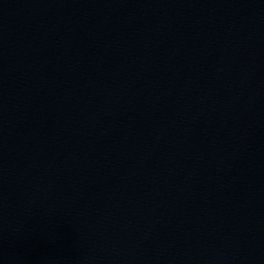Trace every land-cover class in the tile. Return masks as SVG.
<instances>
[{"label": "water", "instance_id": "water-1", "mask_svg": "<svg viewBox=\"0 0 264 264\" xmlns=\"http://www.w3.org/2000/svg\"><path fill=\"white\" fill-rule=\"evenodd\" d=\"M0 264H264V0H0Z\"/></svg>", "mask_w": 264, "mask_h": 264}]
</instances>
